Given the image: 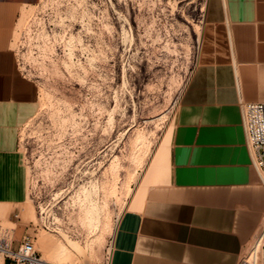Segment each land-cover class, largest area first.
<instances>
[{"label": "rangeland", "instance_id": "374dc122", "mask_svg": "<svg viewBox=\"0 0 264 264\" xmlns=\"http://www.w3.org/2000/svg\"><path fill=\"white\" fill-rule=\"evenodd\" d=\"M206 2L22 8L12 47L38 109L19 135L28 196L15 223L0 224L13 238L30 235L52 264H112L122 216L141 200L198 64ZM61 234L77 249L60 254Z\"/></svg>", "mask_w": 264, "mask_h": 264}, {"label": "crops", "instance_id": "0c3cea01", "mask_svg": "<svg viewBox=\"0 0 264 264\" xmlns=\"http://www.w3.org/2000/svg\"><path fill=\"white\" fill-rule=\"evenodd\" d=\"M35 2L0 0V224L15 223L28 196L19 135L37 89L12 44L22 8ZM252 102H264V0H207L198 64L148 186L122 216L112 264H239L257 245L264 187L242 114Z\"/></svg>", "mask_w": 264, "mask_h": 264}, {"label": "built area", "instance_id": "2783aa9c", "mask_svg": "<svg viewBox=\"0 0 264 264\" xmlns=\"http://www.w3.org/2000/svg\"><path fill=\"white\" fill-rule=\"evenodd\" d=\"M243 127L251 151L253 165L264 187V102L245 103L242 108ZM9 229L0 226V256L8 257L16 264H52L36 250L30 235L20 239L17 249ZM239 264H264V223L259 236V251L250 250Z\"/></svg>", "mask_w": 264, "mask_h": 264}, {"label": "bare ground", "instance_id": "6f19581e", "mask_svg": "<svg viewBox=\"0 0 264 264\" xmlns=\"http://www.w3.org/2000/svg\"><path fill=\"white\" fill-rule=\"evenodd\" d=\"M196 28L199 30V26H196ZM195 30V29H194ZM196 31V30H195ZM197 32H199V31H197ZM196 32V33H197ZM36 221H37V219H36ZM63 237H64V239H65V241L64 242H60V244H59V242H57L56 243V245L57 244H59L58 246H56V247H58L59 249H57L59 252H61L60 254H67L69 251H70V249H74V248H76L77 249V244L68 236V235H66V234H61ZM258 241H257V245H255L254 246V248H253V246H252V248L253 249H251L252 250V253L253 254H255V255H258L257 253H258V251H259V239H257ZM52 241V240H51ZM55 242V241H54ZM54 242H49V243H51V244H54ZM48 243V242H47ZM48 243V244H49ZM50 245V244H49ZM56 247H53L54 249L56 248ZM56 250V249H55ZM56 250V251H57Z\"/></svg>", "mask_w": 264, "mask_h": 264}]
</instances>
